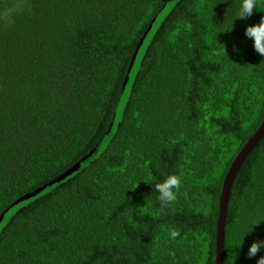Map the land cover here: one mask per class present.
Returning a JSON list of instances; mask_svg holds the SVG:
<instances>
[{"label":"trees","instance_id":"trees-1","mask_svg":"<svg viewBox=\"0 0 264 264\" xmlns=\"http://www.w3.org/2000/svg\"><path fill=\"white\" fill-rule=\"evenodd\" d=\"M165 2L0 0V214L96 146ZM239 6L182 0L171 11L109 145L13 215L0 264H215L225 175L264 121V56L245 36L264 12L242 20ZM172 174L181 188L162 209L155 184ZM223 231L222 264L264 256H247L264 240V135L235 177Z\"/></svg>","mask_w":264,"mask_h":264},{"label":"water","instance_id":"water-1","mask_svg":"<svg viewBox=\"0 0 264 264\" xmlns=\"http://www.w3.org/2000/svg\"><path fill=\"white\" fill-rule=\"evenodd\" d=\"M182 0H166L163 6L156 13L148 27L146 28L144 34L142 35L140 41L138 42L134 53L132 54L124 81L122 83L121 93L118 99L115 113L112 120L104 133L103 137L99 140L96 146L90 150L84 157H82L77 163L66 170L63 174L53 179L52 181L44 184L43 186L37 188L36 190L29 192L19 199L14 201L10 206H8L0 214V231L3 229L5 224L17 213L22 207L27 205L32 200L38 198L41 195L57 188L64 182L68 181L71 177L81 172L84 168L92 164L106 149L109 145L112 137L114 136L120 121L123 117L124 109L129 101L132 87L134 85L137 74L141 68L142 61L146 54V51L158 32L159 28L163 22L167 19L171 11L181 2ZM264 135V121L261 126L255 132L252 138H250L243 148L240 150L238 155L235 157L233 162L228 169L221 190V196L219 200V215L217 221V236L215 243V264H222L223 258V239H224V222L227 211V201L230 190L232 188L235 177L242 165L245 156L251 151L257 141Z\"/></svg>","mask_w":264,"mask_h":264},{"label":"clouds","instance_id":"clouds-1","mask_svg":"<svg viewBox=\"0 0 264 264\" xmlns=\"http://www.w3.org/2000/svg\"><path fill=\"white\" fill-rule=\"evenodd\" d=\"M221 2H226V0H221ZM254 10H260L264 12V10L261 9V6L258 3V0H240V6L236 18L246 20L252 16ZM231 29L232 24L230 30ZM245 36L253 40L254 50L261 56H264V17H261V20L258 24L246 27ZM181 183V177L172 174L167 176V178L163 182L155 184V190L159 193L157 200L159 201L162 209L170 207L177 201ZM251 230L246 234L250 233ZM179 235L180 233L176 229H172L170 231V236L172 239L179 237ZM243 237L238 246L242 245ZM262 249H264V240H254L248 249V258L257 256V254ZM256 264H264V256H260V258L256 261Z\"/></svg>","mask_w":264,"mask_h":264}]
</instances>
